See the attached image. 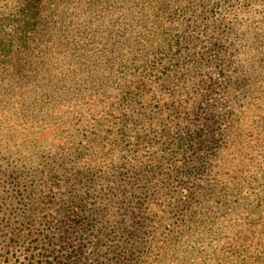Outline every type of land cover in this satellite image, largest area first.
Masks as SVG:
<instances>
[{"label": "trees", "instance_id": "obj_1", "mask_svg": "<svg viewBox=\"0 0 264 264\" xmlns=\"http://www.w3.org/2000/svg\"><path fill=\"white\" fill-rule=\"evenodd\" d=\"M246 1L0 0V92L47 56L42 71L53 79L57 101L99 92L110 81L118 88L109 101L74 107L75 122L11 113L0 98V243L7 259L264 264V199L254 195L232 228L199 218L203 204L220 210L230 203L228 191L244 182V169L264 168V161L247 162L248 154L231 172L238 177L213 164L224 144L234 149L226 138L237 134L227 128L235 105L249 98L264 105V1L250 0L260 7L251 16ZM72 2L83 17L74 26L65 23ZM254 82V94H245ZM249 128L264 130L261 108ZM197 174L210 179L189 191L184 179ZM148 208L151 217L141 213Z\"/></svg>", "mask_w": 264, "mask_h": 264}, {"label": "rangeland", "instance_id": "obj_2", "mask_svg": "<svg viewBox=\"0 0 264 264\" xmlns=\"http://www.w3.org/2000/svg\"><path fill=\"white\" fill-rule=\"evenodd\" d=\"M245 3H247V5L245 6L244 10H248V14L250 16L254 15V11L255 14L256 12L259 13L260 7H253V4L255 3H251L250 0H247ZM255 5L258 7L257 2ZM76 6V2H72L69 5L70 11H67L69 13L67 17L69 18H65V23L72 20L74 26L77 21L83 19L82 16L75 13ZM83 11L86 15H90L89 11L87 12L85 9ZM90 18L93 17L90 16ZM259 18L260 17L258 16L254 17V19L258 20ZM84 19L86 20V17ZM254 19H248L246 21V24L255 23V21H251ZM248 26L252 29L251 25ZM53 47L55 49L54 45L51 46V48ZM49 50L51 51L50 48ZM262 56L264 58V50ZM48 57L49 56L45 57L43 62L35 61L31 65H29L25 69V76H21L18 81H13L9 85V88L6 89V91L0 92V98L3 97V102H5L4 104H6L7 108L10 107L9 112L16 114L21 111L25 114L34 113V115H38V113H45V117L49 115L48 117L61 120H65L66 118H70L71 116L73 121L75 122L73 114H75L76 111L71 113L74 107H81L79 110H83L87 108V106L91 103L101 104L102 102L109 101L113 98L116 91L118 90L117 84L110 81L107 82L105 84V88L100 90L99 92L91 93L87 89H85L84 92H80L79 94H69L68 96L71 97H67L66 99H61L60 101H57L55 94H53L55 90L51 91L53 87L51 85L53 79H50V77L47 78L48 74L44 75L42 71V67L49 68L48 65H50L51 62L48 60ZM254 67L256 70L260 69V66ZM253 72L256 71L254 70ZM260 72H263L262 74H260V76L263 78L264 83V71L261 70ZM253 84H255V82L245 88V94H254L253 89L254 87H256V85ZM260 94H262L263 97L261 101L264 102V90ZM235 107L236 108L234 109L233 113H231V125L227 126V128L232 127L231 129L237 131V134L234 137V140H232L231 138H226V140L235 144L234 149L233 145H229L230 143L224 144V147L222 149L216 151L217 159L213 163L220 165V168L217 170V172L222 175H225L226 177L239 176L238 174H232L231 172L237 170L239 166H244L243 163L247 164L245 161L240 162L243 155L248 154V158L246 159L247 162H249V160L254 162L264 161V156L259 157L260 154H264V151L262 152V146L264 144V130H260L259 128L251 130L249 128L250 122L255 119L257 108H261V112L264 113V105L257 107L256 100L249 98V100L247 99V101H239V103L235 105ZM226 109H228L227 106H223V108H221V112ZM64 114L69 115L63 116ZM80 123L81 122H79V124ZM228 145L229 151L231 153L226 155L224 148ZM226 157L229 158V166L225 167L224 165V167H222V164L226 160ZM225 163L228 162L226 161ZM242 172H246L244 174L246 176L244 182H242V184H233L231 190L228 191V199L230 203L222 206L223 208L220 210L212 208L210 206L212 205L211 203L209 205L208 203L203 204L206 206L202 208L201 211L203 213L201 216H199L201 220V225H208L213 228L218 225L232 228L234 227L235 223H237V221L239 220L237 214L240 213L244 208L250 209L253 207L254 200L251 199L254 195L259 196L260 199H264V168L260 170H253L251 172H248V169H244ZM250 173L251 175L250 177H248L247 175ZM209 179L210 176L206 174H197V176H195L194 178H192L191 176H187L186 179H184L183 185L189 191H193L196 187L198 189L205 186L207 184L206 181ZM229 204L230 207H227V205ZM141 213L148 217L152 216V212H150L149 208ZM172 214L173 212H165V214L163 213V218L165 216H169L171 218ZM173 219L174 218H172V220ZM219 239L220 237H215L216 242H219ZM211 249V246H209L207 252L209 253ZM5 250L6 247L2 243H0V253L3 254L0 256V264L25 263L24 258L22 256L19 258L13 257L11 259H7ZM16 254H18V252H16Z\"/></svg>", "mask_w": 264, "mask_h": 264}]
</instances>
